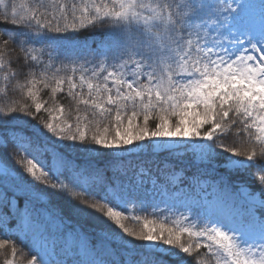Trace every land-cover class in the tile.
Masks as SVG:
<instances>
[{
  "label": "snow or ice",
  "instance_id": "1",
  "mask_svg": "<svg viewBox=\"0 0 264 264\" xmlns=\"http://www.w3.org/2000/svg\"><path fill=\"white\" fill-rule=\"evenodd\" d=\"M250 7L241 0H0V91L26 90L31 101L0 119V147L12 143L9 158L30 179L11 168L0 169V179L20 176L29 193L50 189L71 211L98 220L111 250L89 264H264V199L248 192L203 209L150 203L151 168L132 163L181 151L209 165L223 157L221 167L255 168L264 197L257 163L264 159V0L258 28ZM86 30L105 40L88 56H66ZM57 93L73 100L67 113ZM159 180L151 179L152 193ZM31 204L25 201V218L40 214ZM6 244L16 257L19 245L0 233V249ZM28 255L27 264H57L42 250Z\"/></svg>",
  "mask_w": 264,
  "mask_h": 264
},
{
  "label": "trees",
  "instance_id": "2",
  "mask_svg": "<svg viewBox=\"0 0 264 264\" xmlns=\"http://www.w3.org/2000/svg\"><path fill=\"white\" fill-rule=\"evenodd\" d=\"M206 2L212 3L215 0H206ZM241 2L251 6L248 9V18L258 28L261 17V0H241ZM104 40L105 37L101 31H82L78 34V39L75 43L68 45L65 55L69 57L88 56L89 50L96 49ZM0 88H3L2 83H0ZM40 96L43 100H47L50 96V89H43ZM56 100L59 105L64 106L66 113L74 106L73 100L65 93H57ZM24 103H31L26 96V90L24 92L19 90L15 92L0 91V119L5 118L4 112L7 111L8 107ZM84 114V107L81 106V115ZM16 115L22 116L20 113H10L7 118L11 119L12 116ZM42 115H47V113H42ZM10 127L27 129L28 126L13 124ZM232 141L233 137L230 135L225 142L231 144ZM12 151L13 145L11 142L8 143L7 147H0V165L3 169H15L16 173H20V176H23L24 179H30L22 172V169L17 166L15 161L9 158V154ZM88 159L89 157L86 154L79 155L81 162H87ZM144 161L148 162V166L151 168V179H155L157 176L160 177L154 193H152L153 185L151 179L146 178V188L149 192L148 199L150 203L160 204L161 206L163 204H175L178 208L199 205L203 209L200 198L203 190L199 188L198 183L194 184V180L196 182L201 180L208 182L218 181L220 187L223 184L232 191L235 190V184L243 183L251 188L252 191L260 194V184L255 178L256 169L227 170L220 166L223 163V157L217 158L214 164L209 165V163L196 164L191 156L183 153L178 156L173 153L171 157L166 154L158 157L145 154L134 158L132 163L136 164ZM95 163L107 166L110 161L104 158H96ZM165 163L168 164L167 168L164 167ZM257 163L264 165V159L258 158ZM108 175L118 182L123 181L126 183L128 179L125 176H114L112 171ZM177 175H179V178L174 182L173 178ZM20 176L15 174L10 176L17 193H14L15 190L6 191L7 199L4 196L3 203L0 206V233L7 234L11 237V241L19 245L18 255L12 257L11 244H6L3 249H0V264H6L9 260L12 261V264H27V258H30L28 255L29 249L42 250L48 253L50 259L57 262V264L60 261H63L64 264L83 262L84 258L76 255L77 248L72 249L73 255L68 254V251L64 248L62 243L67 237H72L76 240V244L80 243L82 245L84 256L89 258V261H99L106 257L105 248L110 251L111 247L103 240L102 224L98 220L71 211L70 205L65 199L46 194L51 191L50 189L38 192L35 195L29 193ZM1 186L3 185L0 183V188ZM37 188L43 189V185H37ZM0 193L3 194V191H0ZM36 196H38V199ZM260 198L264 199L261 196ZM29 199L32 204L28 207L35 206L41 211L39 216L33 215L29 218L30 224L27 229H24L21 222V214L25 212V201ZM11 202L15 204L13 209L11 208ZM92 245H95V248ZM20 249L24 250V255H19ZM201 251L203 252L204 250L202 249ZM181 255L183 256L184 254ZM89 261L86 264H89ZM173 264H175V261H173Z\"/></svg>",
  "mask_w": 264,
  "mask_h": 264
},
{
  "label": "rangeland",
  "instance_id": "3",
  "mask_svg": "<svg viewBox=\"0 0 264 264\" xmlns=\"http://www.w3.org/2000/svg\"><path fill=\"white\" fill-rule=\"evenodd\" d=\"M174 153L176 156L182 155V151L179 153H176V152H174ZM188 155L191 156L194 163H196V164L209 163L206 159H201V156L199 153H189ZM0 169H3V167L1 165H0ZM225 169L234 170V169H239V168H230V169L225 168ZM2 175H3V173L0 172V176H2ZM178 178H179V175H177L175 178H173L174 182ZM0 183L3 185L0 188V191H3V194L0 193V206H1L3 203V200H4V193L6 191L8 192L10 190L14 191L15 188L13 185V181L10 177H9L7 183H5L2 179H1ZM235 185H236L237 190L232 192L230 188H227V186L222 189V187H220L219 183L216 181H213V182H208V181H204V180H201V182L199 181L198 186H199V188H201L203 190L202 195L200 196V198L202 200L201 204L204 205L205 207L214 206V205L218 204L220 198L224 197V196H230V197H233L234 199L239 201V200L244 199L248 192H253L260 198V196H259L260 194L252 191V189L249 188L247 185H245L243 183H237ZM14 193H17V190H15ZM14 205L15 204L13 202H11V208L12 209L14 208ZM21 219H22L21 222L23 224V228L27 229V227L29 226L30 223H29V218H25L24 212L21 214ZM62 244H63L64 248L68 251V254H70V255H73L72 249L74 250V248L75 249L77 248V254L76 253L75 254L79 255L81 258H84L83 264H86V262L89 261V258L84 256V252L82 250L83 249L82 245L80 243L76 244V240H74L72 237H67L66 240Z\"/></svg>",
  "mask_w": 264,
  "mask_h": 264
}]
</instances>
